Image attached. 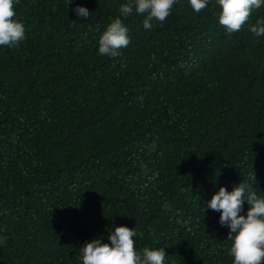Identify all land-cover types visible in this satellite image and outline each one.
Instances as JSON below:
<instances>
[{"label": "trees", "instance_id": "1", "mask_svg": "<svg viewBox=\"0 0 264 264\" xmlns=\"http://www.w3.org/2000/svg\"><path fill=\"white\" fill-rule=\"evenodd\" d=\"M127 2L14 3L25 37L0 46V264H83L116 226L163 264H234L209 202L240 183L264 198V36L249 30L264 5L229 34L218 0L199 13L177 0L150 29L120 16ZM117 17L130 43L101 55Z\"/></svg>", "mask_w": 264, "mask_h": 264}, {"label": "clouds", "instance_id": "2", "mask_svg": "<svg viewBox=\"0 0 264 264\" xmlns=\"http://www.w3.org/2000/svg\"><path fill=\"white\" fill-rule=\"evenodd\" d=\"M176 2L177 0H128L120 5L119 13L124 18L131 16L134 10L136 15L146 14L143 26L150 29L153 19L159 22L167 19ZM208 2L209 0H190L197 13L205 9ZM14 3H19V0H0V46H13L25 37L24 24L13 19L16 15ZM218 4L222 9L219 23L231 34L240 31L253 9L264 5V0H218ZM75 11L78 16H89L85 7L77 6ZM249 30L257 37L264 36V19H258ZM129 43L128 29L121 18L117 17L101 35L99 53L116 57L120 55L119 49L127 47ZM245 199L249 205L246 216L240 215ZM209 207L219 211L221 225L230 228L228 239L232 243L229 254L234 258V264H261L264 261V198L258 197L252 190V185L240 183L231 192L221 186L212 196ZM136 235L133 228L116 226L109 236L110 244L93 239L82 247L83 264H163L166 255L164 249L145 247L141 254L135 248L133 237Z\"/></svg>", "mask_w": 264, "mask_h": 264}]
</instances>
